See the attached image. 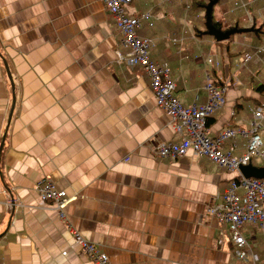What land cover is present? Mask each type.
I'll use <instances>...</instances> for the list:
<instances>
[{"label": "crops", "instance_id": "crops-1", "mask_svg": "<svg viewBox=\"0 0 264 264\" xmlns=\"http://www.w3.org/2000/svg\"><path fill=\"white\" fill-rule=\"evenodd\" d=\"M245 1L251 22L243 8L231 12L232 0L220 4L219 20L260 26L264 0ZM128 11L151 13L138 33L155 40L150 57L169 64L184 105L208 101L209 78L232 79L225 106L209 117L211 136L226 126L251 129V108L264 107V53L240 68L242 52L231 57L216 39L196 34L206 21L193 0H133ZM122 39L104 0H0V264H93L73 230L112 264H264L258 226L244 227L258 260L242 261L228 245L227 224L209 213L239 173L192 150L159 156L158 144L179 143L187 132L175 131L156 104L143 67L118 57L128 54ZM262 41L244 32L231 51ZM261 126L264 137V118ZM248 135L227 139L223 149L245 154ZM42 179L78 196L66 220L42 201Z\"/></svg>", "mask_w": 264, "mask_h": 264}, {"label": "built area", "instance_id": "built-area-1", "mask_svg": "<svg viewBox=\"0 0 264 264\" xmlns=\"http://www.w3.org/2000/svg\"><path fill=\"white\" fill-rule=\"evenodd\" d=\"M104 2L123 35L122 45L128 49L126 56L119 52L118 57L125 60L131 69L137 66L143 67L151 78L156 104L169 114L175 131L182 134L184 130L187 132L181 142L160 143L156 147V151L160 157L176 158L192 150L195 155L206 156L217 165L239 173L238 177L234 178L225 190L222 201L212 205L209 208V213L227 224L228 245L234 249L236 256L242 261H257V252L244 235V227L250 223L258 226L264 232V180L246 177L242 172V167L250 164L255 157L264 160V137L261 133L264 107L256 105L251 108L254 121L248 132L240 127L226 126L217 135L211 136L208 133V119L215 111L225 106L226 94L232 79L223 85H218L209 78L205 87L209 96L208 101L202 105H184L174 94L177 83L169 77V64L156 62L150 57L155 40L151 37H141L138 33V29L142 25L141 19L150 20L151 13L147 12L141 16L130 15L128 7L133 0H104ZM247 2L236 4L231 11L234 12L239 8L245 9L246 18L244 17V20L251 22L253 17L248 11ZM263 53L264 44L258 46L255 53H243L239 57L238 65L242 68L254 57ZM219 65L217 62L218 67ZM233 82L241 84L239 80ZM239 135H248L246 153L235 155L233 150L225 151L222 147L224 142ZM38 190L42 201H51L60 218L66 220V208L76 201L78 196L66 195L65 192L58 190L49 179H42ZM73 234L93 264H112L108 255L98 245L86 241L76 230H73Z\"/></svg>", "mask_w": 264, "mask_h": 264}, {"label": "trees", "instance_id": "trees-1", "mask_svg": "<svg viewBox=\"0 0 264 264\" xmlns=\"http://www.w3.org/2000/svg\"><path fill=\"white\" fill-rule=\"evenodd\" d=\"M209 1L210 0H193V11L194 12H198V11H200V10H202V11H204V17H205V19H206V7H207V5H208V3H209ZM243 1H245V0H232V2L234 3V5H233V7L232 8H234L235 7V5L236 4H241ZM223 2V0H220L217 4H221ZM248 3V11L250 12V14H252L253 12H252V10H251V7H250V5H251V1H249V2H247ZM187 6H188V4H187ZM186 6V7H187ZM216 6V5H215ZM215 6H214V10H215ZM245 10V9H244ZM232 12V11H231ZM246 14V13H245ZM225 20L224 19H216L215 17H214V11H213V23L218 27V28H221V29H223V30H227V29H230V28H233V27H235V26H238V27H240V28H244L243 26H241V24H240V22H235V23H232V24H230L229 26H225ZM246 28H252V30H249L248 32H246V34H250V35H252V36H254L255 38L256 37H261V34H263L264 35V22L260 25V26H258V24L254 21L252 24H250V25H248V26H246ZM196 34L199 36V37H203V36H206V37H210V38H214V40H215V37L214 36H212V35H209L208 33H207V29H206V25H205V29H196ZM238 34H241V33H238ZM234 37H235V35H231V37L229 38V40H226V41H222V42H219V41H216V43L217 44H219L221 47H224V50L228 53V54H230V56L232 57V56H234V55H238V54H240L241 52V54L239 55V57L243 54V53H247V52H249V53H255L256 52V49H257V47L258 46H260V45H263L264 44V41H262V43L260 44V45H256L253 49H251V50H248V51H242L241 49L238 51L237 50V52H232L231 51V43H232V41H233V39H234ZM262 55V54H261ZM260 55V56H261ZM260 56H256L257 58L258 57H260ZM239 57H238V59H237V61L239 60ZM256 57H254L251 61H253L254 59H257ZM230 59H232V58H230ZM251 61H249L248 63H247V65L246 66H243L242 68H245V67H247L248 66V64L251 62ZM239 62V61H238ZM219 64L221 65V62L219 61ZM239 64V63H238ZM219 65V66H220ZM214 81V80H213ZM215 82V84H218V85H223L225 82L224 81H222V80H215L214 81ZM229 84H231V82L229 83ZM262 87L264 88V85H262ZM255 100V99H254ZM256 102H258V101H256ZM258 106V105H257ZM212 116V115H211ZM210 116V117H211ZM209 120V119H208Z\"/></svg>", "mask_w": 264, "mask_h": 264}, {"label": "water", "instance_id": "water-1", "mask_svg": "<svg viewBox=\"0 0 264 264\" xmlns=\"http://www.w3.org/2000/svg\"><path fill=\"white\" fill-rule=\"evenodd\" d=\"M219 1L220 0H210L207 7H206V29H207V33L209 35L214 36L217 41L222 42V41L229 40L231 35H234L237 33H244V32H248L249 30H252V28H240L238 26H235V27L227 29V30H223L221 28H218L213 23V11H214V6ZM0 56H1V52H0ZM3 61L5 64V67L7 69V73L9 75L10 80H11V83H12V85H14V79H13L11 71L9 69V65L5 59H3ZM14 87L15 86H13V91L15 90ZM13 98H14V103L12 106L11 115H12V112H13V109L15 106V102H16L15 91L13 94ZM11 115H10V117H11ZM242 172L246 177H253V178H258V179L264 180V166L256 167L252 164H248V165L242 167Z\"/></svg>", "mask_w": 264, "mask_h": 264}, {"label": "rangeland", "instance_id": "rangeland-1", "mask_svg": "<svg viewBox=\"0 0 264 264\" xmlns=\"http://www.w3.org/2000/svg\"><path fill=\"white\" fill-rule=\"evenodd\" d=\"M219 4H216V6H215V10H214V17L216 18V19H219V17H220V9H219ZM240 19V21L242 20L241 18H239ZM206 21V19H205V17H204V22ZM235 36L236 35H239L238 33L237 34H234ZM217 41V40H216Z\"/></svg>", "mask_w": 264, "mask_h": 264}]
</instances>
